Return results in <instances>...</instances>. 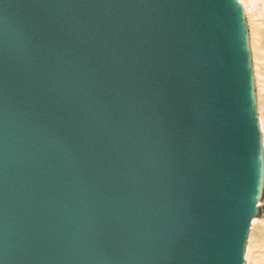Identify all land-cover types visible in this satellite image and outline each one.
<instances>
[{
  "label": "water",
  "instance_id": "water-1",
  "mask_svg": "<svg viewBox=\"0 0 264 264\" xmlns=\"http://www.w3.org/2000/svg\"><path fill=\"white\" fill-rule=\"evenodd\" d=\"M254 80L231 0H0V264H246Z\"/></svg>",
  "mask_w": 264,
  "mask_h": 264
},
{
  "label": "rangeland",
  "instance_id": "rangeland-1",
  "mask_svg": "<svg viewBox=\"0 0 264 264\" xmlns=\"http://www.w3.org/2000/svg\"><path fill=\"white\" fill-rule=\"evenodd\" d=\"M247 9H248V13L250 12L251 16L248 13H246ZM247 9L244 10V12H245L247 28H248V32H249L250 17H251V19H255L256 17H259V15H260L259 11L261 9V5L258 3L257 4H251V6L249 5ZM253 39H254V43H253ZM249 41H250V49H251V54H252V64H253V56L254 55H255L256 62H257L255 65L253 64L254 77H255V69L259 66V60L261 58L260 28H259V22L258 21L256 22V25L254 27V37H253V35H250V33H249ZM256 46H258V47H256ZM253 47L255 48V52H253ZM257 109H258V114L260 117L258 97H257ZM262 143H263V151H264V133H262ZM258 206L261 209V215L259 218L254 219L252 222L251 231H250V235H249L248 243H247V247H246V254H245L246 264H258L259 261L264 259V240H263L264 237L262 236V235H264V191H263L262 200L260 201Z\"/></svg>",
  "mask_w": 264,
  "mask_h": 264
},
{
  "label": "snow or ice",
  "instance_id": "snow-or-ice-1",
  "mask_svg": "<svg viewBox=\"0 0 264 264\" xmlns=\"http://www.w3.org/2000/svg\"><path fill=\"white\" fill-rule=\"evenodd\" d=\"M221 2H224V0H221ZM231 3L236 6V12L239 13L242 9L246 10L249 5L251 4H260V15L259 17L255 19L249 20V33L250 35H253L254 37V27L256 25V22H259V28H260V41H261V58L259 60V66L255 69V80H254V89L255 94L258 97L259 101V111H260V117H259V123H260V132L264 133V0H231ZM249 15H251L249 13ZM254 43V39H253ZM253 52H255V48L253 47ZM256 59L255 55L253 56V64L255 65ZM255 109V105H254ZM255 111V110H254ZM256 124V116L252 118L251 124L249 126L250 130V137H251V151L255 152V150L259 147V138L258 143L257 140L253 141L252 132L255 128ZM244 239L241 237V261L240 264H243V248H244ZM261 264H264V259H262Z\"/></svg>",
  "mask_w": 264,
  "mask_h": 264
},
{
  "label": "bare ground",
  "instance_id": "bare-ground-1",
  "mask_svg": "<svg viewBox=\"0 0 264 264\" xmlns=\"http://www.w3.org/2000/svg\"><path fill=\"white\" fill-rule=\"evenodd\" d=\"M250 6H251V5H250ZM250 8H251V7H250ZM249 11H250V10H249ZM259 12H260V11H259ZM259 12H258V13H259ZM246 13H248V9H247V12H246ZM249 13H250V12H249ZM249 13H248V14H249ZM254 13H255V12H254ZM254 15H255V14H254ZM250 16H251V15H250ZM252 16H253V15H252ZM254 17H255V16H254ZM254 17H253V18H254ZM256 18H257V17H256ZM250 19H251V17H250ZM256 47H258V46H256ZM262 236L264 237V235H262ZM260 238H261V237H260ZM250 240H251V239H250ZM250 240H249V241H250ZM263 240H264V239H263ZM253 241H254V240H253ZM259 241H260V240H259ZM261 241H262V240H261ZM255 242H256V241H255ZM257 244H258V243H257ZM257 244H256V245H257ZM259 244H260V243H259ZM261 244H262V243H261ZM251 247H252V246H251ZM260 248H261V247H260ZM260 248H259V249H260ZM253 249H254V248H253ZM251 250H252V249H251ZM248 253H249V252H248ZM245 254H246V253H245ZM247 257H248V256H247ZM247 257H246V258H247ZM248 262H249V261H248Z\"/></svg>",
  "mask_w": 264,
  "mask_h": 264
},
{
  "label": "clouds",
  "instance_id": "clouds-1",
  "mask_svg": "<svg viewBox=\"0 0 264 264\" xmlns=\"http://www.w3.org/2000/svg\"><path fill=\"white\" fill-rule=\"evenodd\" d=\"M262 261V260H261ZM261 261L258 262V264H261Z\"/></svg>",
  "mask_w": 264,
  "mask_h": 264
}]
</instances>
